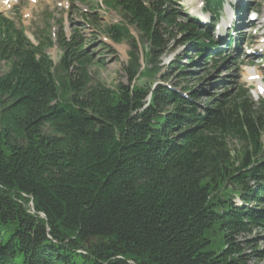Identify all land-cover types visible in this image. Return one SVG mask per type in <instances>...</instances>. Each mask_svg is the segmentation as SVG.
<instances>
[{
    "label": "trees",
    "instance_id": "trees-1",
    "mask_svg": "<svg viewBox=\"0 0 264 264\" xmlns=\"http://www.w3.org/2000/svg\"><path fill=\"white\" fill-rule=\"evenodd\" d=\"M103 2L120 15L105 34L130 47L127 83L96 79L80 37L60 39L56 65L52 42L0 25V264L263 258L240 238L264 239V103L242 89L201 101L165 78L174 44L187 49L168 70L210 60L211 27L181 20L171 0ZM155 74L164 82L136 84Z\"/></svg>",
    "mask_w": 264,
    "mask_h": 264
},
{
    "label": "rangeland",
    "instance_id": "rangeland-1",
    "mask_svg": "<svg viewBox=\"0 0 264 264\" xmlns=\"http://www.w3.org/2000/svg\"><path fill=\"white\" fill-rule=\"evenodd\" d=\"M71 1L73 5L70 9L59 8L57 4L53 2L50 4L41 3L34 6V17L30 19H25L20 13L12 17L18 24L22 23L23 25L24 23H28L26 29L32 34H38L41 39H44L46 33H49L54 44L47 52L55 63L60 62L63 54L60 44L58 43V40L62 38V34L64 33L66 37L70 38L76 33L77 36L82 39L83 51L95 60V63L91 67V73L96 79L105 82L108 86H114L120 81L127 83L128 80L124 72V67L129 61L128 52L130 47L126 42L114 43L104 32L105 26L119 24V13L108 9L102 4V0H83L82 2L76 0ZM194 1L195 0H171V5L173 8L179 10L181 20H187V15H185L187 10L182 7V4L192 7L203 0ZM227 1L225 5V17L222 19L227 22L232 19V16H237L234 25L237 26L239 33H245V30L242 28V26L247 23L246 19L248 18L245 10L249 9L250 11L252 7H256L257 10L264 13V0ZM232 7H237L235 14L231 11ZM28 8L30 9V6L27 5L26 9ZM25 10L23 12H25ZM83 13H87L91 16H84ZM63 21L65 22L63 23ZM260 24L261 22H255L256 26ZM132 32L139 38V32L134 28H132ZM234 33L235 32H233V34ZM221 34L222 35L219 37L228 39L226 31L224 33L221 31ZM253 35L254 34H252V36ZM34 42L37 43L38 40L34 38ZM237 46L239 47V45ZM186 49L187 47L185 44H174V46L171 47V51L161 58V65H164L163 70L165 71V78L169 79L170 82L179 83L181 86L186 84L190 86L195 85L194 90L201 94V101L219 96L224 92L234 93L239 85L246 82V74L249 72L245 64L247 62L246 58L242 55L238 60H243V64H241L240 61L234 64L231 59H228V61L221 62L218 68L209 67L200 61V58H194L195 61H199V64L190 63L189 67L186 68L188 74L185 76L180 75V72L177 70H168L167 66L175 60L176 56L184 54ZM192 54L193 53H190L189 56ZM190 60L189 58L186 59V57L183 58L185 63ZM0 70H6L4 61H0ZM247 76L249 77L248 74ZM161 82H164V80L160 75H142L139 76L136 84L155 86ZM237 201L239 202L238 199ZM253 207H256V205ZM259 232L260 230L255 228L252 234L243 236L240 240L250 241L253 245L257 244L259 249L264 252V239L260 236ZM215 243L219 244L218 240ZM247 251L250 252L251 249L248 248ZM249 264H264V257L261 259H253Z\"/></svg>",
    "mask_w": 264,
    "mask_h": 264
},
{
    "label": "bare ground",
    "instance_id": "bare-ground-1",
    "mask_svg": "<svg viewBox=\"0 0 264 264\" xmlns=\"http://www.w3.org/2000/svg\"><path fill=\"white\" fill-rule=\"evenodd\" d=\"M258 73H260V72H258V71L255 72V73H252V72H251V73H249L248 75L250 76V75H254V74H258Z\"/></svg>",
    "mask_w": 264,
    "mask_h": 264
}]
</instances>
